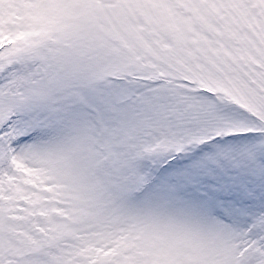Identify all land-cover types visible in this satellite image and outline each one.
I'll return each instance as SVG.
<instances>
[{"label":"snow or ice","instance_id":"obj_1","mask_svg":"<svg viewBox=\"0 0 264 264\" xmlns=\"http://www.w3.org/2000/svg\"><path fill=\"white\" fill-rule=\"evenodd\" d=\"M0 264H264V0H0Z\"/></svg>","mask_w":264,"mask_h":264}]
</instances>
